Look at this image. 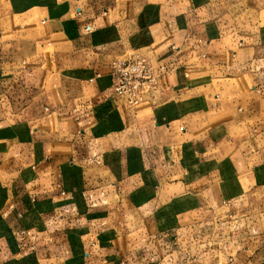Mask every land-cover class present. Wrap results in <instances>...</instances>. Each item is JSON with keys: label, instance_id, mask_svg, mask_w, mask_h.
<instances>
[{"label": "crops", "instance_id": "0c3cea01", "mask_svg": "<svg viewBox=\"0 0 264 264\" xmlns=\"http://www.w3.org/2000/svg\"><path fill=\"white\" fill-rule=\"evenodd\" d=\"M232 6L0 0V264H264L223 226L264 187V23ZM136 51L160 90L131 108Z\"/></svg>", "mask_w": 264, "mask_h": 264}, {"label": "built area", "instance_id": "2783aa9c", "mask_svg": "<svg viewBox=\"0 0 264 264\" xmlns=\"http://www.w3.org/2000/svg\"><path fill=\"white\" fill-rule=\"evenodd\" d=\"M110 76L113 92L131 108L156 98L160 90V68L145 52L136 51L115 57Z\"/></svg>", "mask_w": 264, "mask_h": 264}, {"label": "rangeland", "instance_id": "374dc122", "mask_svg": "<svg viewBox=\"0 0 264 264\" xmlns=\"http://www.w3.org/2000/svg\"><path fill=\"white\" fill-rule=\"evenodd\" d=\"M232 4V10L235 13L232 18L233 30L240 27L242 31L246 30V26H243L248 22L264 23V0H232ZM232 215L234 216L230 218L231 220L223 224L224 227L230 225L232 240L248 233L264 234V187L248 191L242 197L241 203L232 206Z\"/></svg>", "mask_w": 264, "mask_h": 264}]
</instances>
